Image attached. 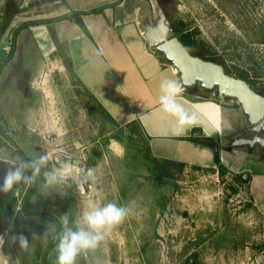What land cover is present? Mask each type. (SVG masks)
I'll list each match as a JSON object with an SVG mask.
<instances>
[{
  "label": "rangeland",
  "instance_id": "obj_1",
  "mask_svg": "<svg viewBox=\"0 0 264 264\" xmlns=\"http://www.w3.org/2000/svg\"><path fill=\"white\" fill-rule=\"evenodd\" d=\"M13 1L26 12L2 33L8 0H0V55L10 54L16 27L38 0ZM155 1L178 38L186 34L195 43L193 56L223 60L231 70L228 75L236 78L238 71L247 73L243 79L264 97V0ZM160 14L152 18L153 24L158 25ZM32 31L18 34L12 60L0 77V173L20 162L19 146L30 160L48 155V168L65 161L93 168L95 180L81 187L74 175L43 195L38 186L27 207L34 213L30 216L20 209L28 188L13 191L0 222L5 239L0 252L10 264H56L55 246L45 254L56 233L45 236L50 224L46 223L33 238L27 226L41 216L31 215L44 213L58 223L69 214L74 220L89 199L115 202L131 211L95 250L81 253L76 264H264V213L255 205L249 180L218 166L199 169L153 159L140 127L117 126L70 76L64 61L56 57L59 52L48 51L45 37L38 35L44 44L41 50ZM15 73L25 93L12 78ZM193 92L239 104L200 82ZM252 137L249 129L248 139ZM20 234L29 240L27 251L10 242Z\"/></svg>",
  "mask_w": 264,
  "mask_h": 264
},
{
  "label": "crops",
  "instance_id": "obj_2",
  "mask_svg": "<svg viewBox=\"0 0 264 264\" xmlns=\"http://www.w3.org/2000/svg\"><path fill=\"white\" fill-rule=\"evenodd\" d=\"M118 1L38 0L21 24L70 17L54 23L56 38L47 24L29 28L41 50L38 34L47 40L48 51L55 53L61 46L77 81L120 127H140L156 161L201 169L217 167L218 157L227 171L243 177L248 174L245 180H249L255 205L264 213L263 147L240 143L248 140L250 129L242 106L232 100L195 96L184 87L177 68L151 47L148 32L157 26L152 18H159L155 0H123L115 5ZM100 7L106 8L99 14L82 15L80 23L71 18ZM22 12L26 11L21 9L13 19ZM178 51L173 45L170 54L179 58ZM7 56L0 55V62ZM164 79L181 85L178 99L195 117L179 134L174 132L175 118L159 106Z\"/></svg>",
  "mask_w": 264,
  "mask_h": 264
},
{
  "label": "clouds",
  "instance_id": "obj_3",
  "mask_svg": "<svg viewBox=\"0 0 264 264\" xmlns=\"http://www.w3.org/2000/svg\"><path fill=\"white\" fill-rule=\"evenodd\" d=\"M182 91L181 85L171 79H164L160 84L159 106L164 113L175 118L176 134L181 133L195 119L178 99ZM49 159L48 155L42 154L32 160H20L18 164H11L0 183V192H13L21 185L32 187L37 184L41 176L42 181L38 188V193L41 195L52 192L50 190L56 185L74 175L79 176L81 187L84 183L95 180L93 168L81 169L68 161L60 162L58 167L48 168ZM35 199L34 196L33 200ZM130 211V207L115 202L101 203L97 199H89L84 210L74 220L70 219L69 214H65L59 217L58 224L50 223L44 235L50 232L56 233V264H76L81 253L95 250L106 235L124 222ZM10 242L12 244L18 242L21 251H27L30 246L28 238L23 234L11 236ZM4 243V237L0 236V248ZM0 264H10V259L2 252H0Z\"/></svg>",
  "mask_w": 264,
  "mask_h": 264
},
{
  "label": "water",
  "instance_id": "obj_4",
  "mask_svg": "<svg viewBox=\"0 0 264 264\" xmlns=\"http://www.w3.org/2000/svg\"><path fill=\"white\" fill-rule=\"evenodd\" d=\"M148 40L151 47H155L158 52L164 53L167 60L177 68L185 88L192 90L197 82H200L206 89L217 88L221 97L237 99L248 117L249 128L255 134L252 139L242 140L240 143L264 147V97L251 89L242 76L238 78L230 76L223 65L193 56L176 33L168 26L161 14L156 28L148 32ZM169 43H173L181 50L182 58L185 56L191 63L198 64L200 68L202 67L205 72L191 71V67L183 60L171 56L165 47ZM207 67L219 73L215 75L213 70ZM233 84H237L238 88L240 87L242 90L239 91ZM262 132L263 135L260 136ZM247 178L248 174L244 175V179Z\"/></svg>",
  "mask_w": 264,
  "mask_h": 264
},
{
  "label": "trees",
  "instance_id": "obj_5",
  "mask_svg": "<svg viewBox=\"0 0 264 264\" xmlns=\"http://www.w3.org/2000/svg\"><path fill=\"white\" fill-rule=\"evenodd\" d=\"M49 1H55V0H41V2H49ZM123 0H119L117 3H115V5H118L122 2ZM7 8H6V25L1 29V32L3 33L4 30L6 29L7 26H9V24L12 22L13 18L15 17V15H17L21 9H19V7H17V5L15 4V2L13 0H8L7 3ZM106 7H100L94 10H91L89 12H77L74 13V15L71 17L73 20H75L76 22L81 21V16L85 15V14H99L102 13L103 10ZM70 17L68 16H63L60 17L59 19H53V20H49V21H30L27 23H23L20 26H18L14 32V38H13V42L11 45V52L9 54V56L7 57V59L4 61L3 64L0 65V70H2L5 65L12 59L13 55H14V50H15V43H16V37L18 36V34L25 29H29L30 27L33 26H37V25H41V24H47L49 26L50 32L52 34V36L54 38H56V33H55V28H54V23L57 22L58 20H62V19H68ZM181 32L178 30L177 34L179 35ZM38 35H43V34H38ZM180 40L183 42V44L188 48V50L190 51V53H193L194 51V47H195V43L193 41H191L190 36L189 35H182L180 36ZM45 45L47 44V40L45 39L44 41ZM42 44V45H44ZM59 46V45H58ZM58 55L56 57L61 58L62 61H64V64L66 65V68L70 74V76H74L72 67H71V61L70 59L67 57L66 53L64 52V50L61 48V46L58 47ZM60 56V57H59ZM210 61H213L215 63L221 64L224 66V61L220 60V59H212ZM226 68V67H225ZM227 69V68H226ZM231 70L227 69V72L230 73ZM238 75L242 76L243 78L247 79V73L243 72V71H238ZM82 86V85H81ZM193 91V89H192ZM87 93L89 94V96L96 102V104L100 107V109L103 111V113H105L117 126H119L114 119L107 113V111L102 107L101 104H99V102L87 91ZM216 165L218 167H221V169L223 170V172H226L227 170L225 168H223V166L221 165V162L219 160V158H216ZM27 206V204H26ZM27 210V208H26ZM32 216V215H31ZM40 222H48V223H55L58 224L57 221L53 220V219H49L46 217L41 216ZM57 227L59 228V225H57ZM43 229H45L42 225L37 226V224L35 222H32L29 226H27V231L28 233H31L32 235H36L38 233H40V231H42ZM49 234V233H48ZM56 244V240H54L50 246L48 247V250H46L45 254L48 255L49 251L53 248V246H55Z\"/></svg>",
  "mask_w": 264,
  "mask_h": 264
},
{
  "label": "flooded vegetation",
  "instance_id": "obj_6",
  "mask_svg": "<svg viewBox=\"0 0 264 264\" xmlns=\"http://www.w3.org/2000/svg\"><path fill=\"white\" fill-rule=\"evenodd\" d=\"M7 59V58H6ZM6 59H4L1 63H0V65L1 64H3L4 63V61L6 60ZM12 60V59H11ZM10 60V61H11ZM9 61V62H10ZM8 62V63H9ZM7 63V64H8ZM7 64L5 65V67L2 69V70H0V77H1V74L3 73V71L6 69V66H7ZM12 78L16 81V83H17V87H18V89L20 90V91H22L21 93H25V90H26V87L24 86V85H22L21 86V81H20V79L21 78H19V76L15 73V74H12ZM20 86V87H19ZM0 112H1V110H0ZM251 130V129H250ZM7 134H8V132H7ZM251 134L253 135V137H254V133H252L251 132ZM263 135V132L260 134V136H262ZM30 136H31V138L33 139V141H35V139L37 140V135L34 133V134H31L30 133ZM252 137V138H253ZM17 147V153L19 154V157H20V160H25V161H27V160H30L29 158V155H28V153H27V151H23L22 149H19V146H16ZM38 149V148H37ZM32 160V159H31ZM7 168H3L2 169V171H1V173H0V183H2V181H3V178H4V176H5V174H6V172H7ZM40 183H41V181L40 180H38L37 181V184L36 185H34V186H32V187H27L28 188V191H26L25 193H24V197H23V199H22V201H21V210H22V214L24 215V212H27V214L29 213V214H34V213H31V212H28L27 210H26V208L28 207V204H29V202H30V200H31V198H32V196L34 195V192H35V190H36V188H38V186L40 185ZM19 187H23L22 185L21 186H19ZM18 187V188H19ZM10 200H12V192H9V193H3V192H0V222H1V220H2V217L4 216L3 214L6 212V210L8 209V208H10L9 207V202H10ZM26 204H27V206H26ZM28 214V215H29ZM38 215L39 216H43V217H46V218H50V219H53L54 220V218L53 217H51L50 215H47V214H37V216H34V215H32L31 217L32 218H36V217H38ZM30 216V215H29ZM46 223H48V222H46ZM46 223L45 222H40V220L39 221H37L36 222V224H37V226H39V225H42V226H45L46 225ZM38 234H40V233H38Z\"/></svg>",
  "mask_w": 264,
  "mask_h": 264
},
{
  "label": "bare ground",
  "instance_id": "obj_7",
  "mask_svg": "<svg viewBox=\"0 0 264 264\" xmlns=\"http://www.w3.org/2000/svg\"><path fill=\"white\" fill-rule=\"evenodd\" d=\"M173 43L171 44V43H169V44H167L165 47L167 48V50H168V52L170 53V50H171V47H173ZM178 49V48H177ZM179 51H180V53H182L181 52V50L179 49ZM179 51H178V53H179ZM179 53V58L181 59V60H183L184 61V63H186V64H188L189 65V67H191V71H198V72H200L201 73V71L202 72H205V70H202V67L200 68L199 67V65L198 64H194V63H191V61L190 60H187V58L185 57V56H183V58L181 57V54ZM172 56V55H171ZM208 69H210V70H213V69H211L210 67H207ZM213 73L216 75V74H218L219 72H217L216 70H213ZM190 75V74H189ZM234 86H235V88H238V85L236 84H233ZM239 89V91L240 90H242L240 87L238 88Z\"/></svg>",
  "mask_w": 264,
  "mask_h": 264
}]
</instances>
